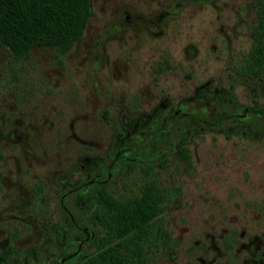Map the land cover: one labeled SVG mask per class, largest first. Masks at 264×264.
Listing matches in <instances>:
<instances>
[{"label":"rangeland","instance_id":"374dc122","mask_svg":"<svg viewBox=\"0 0 264 264\" xmlns=\"http://www.w3.org/2000/svg\"><path fill=\"white\" fill-rule=\"evenodd\" d=\"M261 1L91 0L78 38L18 62L0 43V264L119 256L94 244L102 190L157 202L165 245L143 264H264V137L218 127L264 115V62L238 72ZM192 113L200 125L175 126L169 145H139Z\"/></svg>","mask_w":264,"mask_h":264},{"label":"trees","instance_id":"16d2710c","mask_svg":"<svg viewBox=\"0 0 264 264\" xmlns=\"http://www.w3.org/2000/svg\"><path fill=\"white\" fill-rule=\"evenodd\" d=\"M90 6L91 0H0V43L10 50L12 59L16 62L22 60L34 48H56L64 36L72 33L71 31L75 36L73 38L82 35L87 21L84 12L90 9ZM252 40L249 56L241 63L238 72L252 71L253 59L258 68L263 65L264 1L257 7V23L253 28ZM192 116L196 117L197 113L183 117L182 120L159 119L158 123L163 127L142 132L139 145L145 143L148 146L154 141L169 145V133H172L175 126L176 134L179 135L182 126L185 128L191 123L200 125V121L192 119ZM199 116L205 119L203 114ZM219 120L220 128L227 123L238 122L245 129L262 132L264 137V130H261L264 115L261 113L255 114L249 109L239 113L233 111ZM139 145H131L126 153L121 152L118 156L120 163L126 164L125 156ZM178 151L180 157L184 156L185 150L182 147ZM141 170L147 175L151 168L146 166ZM147 195L146 193V197ZM128 197L122 195L114 198L106 190L97 191L96 213L103 235L96 239L94 244L97 250H102L114 243L112 249L115 251H112L119 252V256H112L111 260L104 258L82 264H116L114 257H124L130 264H143L147 252L154 251L161 244L165 245L162 240V227L155 219L157 202H151L150 205L148 198L136 200L135 197ZM74 231L77 232V228L74 227ZM103 255L106 256L104 252Z\"/></svg>","mask_w":264,"mask_h":264},{"label":"flooded vegetation","instance_id":"af4514ba","mask_svg":"<svg viewBox=\"0 0 264 264\" xmlns=\"http://www.w3.org/2000/svg\"><path fill=\"white\" fill-rule=\"evenodd\" d=\"M76 228V227H75ZM77 232L81 235V236H83L84 235V232H83V229H78L77 228ZM91 234H87V238L86 239H84V241L86 242L85 244H89L90 242H91ZM81 242L82 241H80V243H79V247H78V249H81Z\"/></svg>","mask_w":264,"mask_h":264}]
</instances>
